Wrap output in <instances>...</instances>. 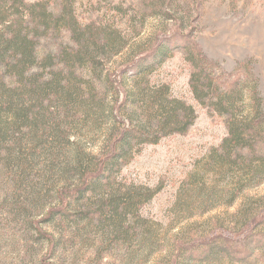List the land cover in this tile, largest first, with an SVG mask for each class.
<instances>
[{
  "label": "rangeland",
  "instance_id": "1",
  "mask_svg": "<svg viewBox=\"0 0 264 264\" xmlns=\"http://www.w3.org/2000/svg\"><path fill=\"white\" fill-rule=\"evenodd\" d=\"M26 1L44 2L54 16L39 34L31 22L38 60L14 79L17 116L3 114L0 264H264V142L247 139L228 160L227 116L196 98L188 58H205L211 75L241 76L264 110V0ZM70 11L84 35L55 20ZM90 32L123 50L107 47L79 77L60 73L74 37ZM156 41L167 49L148 83L168 84L197 116L185 133L137 146L111 180L94 177L93 191L81 195L82 172L96 168L116 132L105 77ZM49 80L56 84L43 88ZM83 87L96 97L88 114L75 100ZM81 160L92 164L77 167ZM128 189L158 192L134 209H114L112 195Z\"/></svg>",
  "mask_w": 264,
  "mask_h": 264
},
{
  "label": "trees",
  "instance_id": "2",
  "mask_svg": "<svg viewBox=\"0 0 264 264\" xmlns=\"http://www.w3.org/2000/svg\"><path fill=\"white\" fill-rule=\"evenodd\" d=\"M52 16H54L53 13L48 11L46 4L42 1L33 4L26 0H0V138L3 130V114L17 116L13 105L14 79L24 75L26 66L31 68L38 60L37 40L29 31L31 22H34L32 28L36 30V34H39L42 26L44 30L48 29ZM61 19L64 20L62 30H67L73 35L86 33L73 11L65 12L55 20ZM91 34L93 37L85 40L74 37L76 47L70 53L68 61L58 65L61 66L58 69L60 73L66 70L72 76L79 77L78 70L85 65L100 64L97 54L104 53L107 47L116 48V54L123 50L119 40L114 43L111 38L102 37L99 33L90 32ZM95 34L97 36H94ZM166 49L164 43L156 41L149 50L139 51L105 77L106 87L111 88L115 95L111 113L116 132L108 135L107 149L98 158L96 168L82 172L81 184L77 188L78 191L82 190L79 194L85 195L93 191L91 180L94 177L111 180L114 171L117 170L116 167L120 168L124 162L127 163L133 158L137 146L158 143L164 136L183 134L193 124L197 115L192 105L173 97L168 84L157 86L150 85L147 81L155 65L163 61ZM48 57L49 66H56L53 63V56L50 54ZM188 58L193 65L191 86L196 98L215 112L227 116L229 136L224 140L222 147L228 152V160L232 156L229 152L232 153L237 146L245 147L247 139L264 142L263 131L260 128L264 125V114L259 119V113L261 111L264 113V110L259 99L256 98L257 89L246 87L241 76L224 79L215 73L211 75L209 72L211 63L205 58L198 59L192 52L188 54ZM51 81L44 82L43 88L56 84ZM76 96L75 100L83 108L87 107L85 113L88 114L89 105L96 101V97L89 94L86 87L76 92ZM70 99L69 101H73V95ZM246 101L250 103V106L243 111L241 105ZM239 111L242 113L240 116H238ZM136 116L140 120L134 124L133 117L136 119ZM69 141H71L70 138L67 142ZM81 162L82 164L79 163L76 166L88 167L89 163L92 164L89 162L85 166L84 161L81 160ZM149 190L148 194L128 189L120 197L112 195L114 209H119L118 206L123 203L127 209L136 208L158 192V190Z\"/></svg>",
  "mask_w": 264,
  "mask_h": 264
}]
</instances>
